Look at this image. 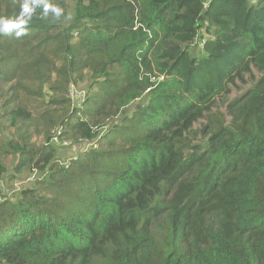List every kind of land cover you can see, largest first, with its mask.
<instances>
[{"label":"trees","instance_id":"trees-1","mask_svg":"<svg viewBox=\"0 0 264 264\" xmlns=\"http://www.w3.org/2000/svg\"><path fill=\"white\" fill-rule=\"evenodd\" d=\"M0 85V264H264V0H0Z\"/></svg>","mask_w":264,"mask_h":264},{"label":"rangeland","instance_id":"rangeland-1","mask_svg":"<svg viewBox=\"0 0 264 264\" xmlns=\"http://www.w3.org/2000/svg\"><path fill=\"white\" fill-rule=\"evenodd\" d=\"M249 87L250 83L241 85L238 87L237 93L243 94ZM80 88H84V85H81ZM6 89H8V86L2 89L0 85V94L4 93ZM73 95L77 96L76 93ZM137 103L138 101L132 104V106H136ZM37 116V114L34 115L32 121L22 122L18 126L11 125L8 114L5 118H0V155L7 168V172L3 175L0 183L4 189L5 196H14L18 191L20 192L22 188L32 186L34 183V180H32V170H23L22 172L15 170L20 159L19 154L12 151L8 146L10 141L24 144L27 139L35 146L44 143V139L34 134ZM79 147L84 148L89 147V145L86 142ZM55 150L58 157H60L63 162H67L71 157L76 155V144H73L69 149L60 150L57 148Z\"/></svg>","mask_w":264,"mask_h":264},{"label":"built area","instance_id":"built-area-1","mask_svg":"<svg viewBox=\"0 0 264 264\" xmlns=\"http://www.w3.org/2000/svg\"><path fill=\"white\" fill-rule=\"evenodd\" d=\"M71 90H72V92H71L72 98L77 102H81L83 97H84V91L83 90H77V87L74 85H72ZM75 93L77 94V96L73 95ZM60 133H61V130L59 129V131L56 134H54V136L51 138L50 142L53 144H65V145L69 144V142H70L69 140H67V139L61 140V138L59 137Z\"/></svg>","mask_w":264,"mask_h":264}]
</instances>
